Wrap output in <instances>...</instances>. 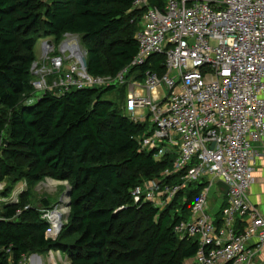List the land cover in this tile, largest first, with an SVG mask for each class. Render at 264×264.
I'll list each match as a JSON object with an SVG mask.
<instances>
[{
    "label": "trees",
    "instance_id": "16d2710c",
    "mask_svg": "<svg viewBox=\"0 0 264 264\" xmlns=\"http://www.w3.org/2000/svg\"><path fill=\"white\" fill-rule=\"evenodd\" d=\"M134 1L0 0V137L8 133L0 183L32 185L50 175L72 184L69 220L57 239L47 236L49 223L40 209L3 207L0 264H21L48 251H61L71 264H184L195 257L197 242L179 239L174 227L189 218L204 185L191 184L162 211L134 203L135 187L155 179L171 182L164 173L175 156L157 158L139 150L136 137L147 125L135 123L106 99L116 86L46 92L27 103L35 94L32 68L42 37L57 42L68 34L79 36L92 76L116 75L128 67L139 51L135 34L142 11L133 10ZM164 5L151 0L153 7ZM165 62V55L156 54L139 70L164 74ZM118 91L125 99L126 88ZM74 235L73 243L65 242Z\"/></svg>",
    "mask_w": 264,
    "mask_h": 264
},
{
    "label": "built area",
    "instance_id": "2783aa9c",
    "mask_svg": "<svg viewBox=\"0 0 264 264\" xmlns=\"http://www.w3.org/2000/svg\"><path fill=\"white\" fill-rule=\"evenodd\" d=\"M164 2L161 9L151 0L134 1L133 10L142 11L135 34L139 51L118 74L90 75L81 65L86 53L73 42L78 52L67 67L62 55L50 54L44 62L50 69L33 68L45 74L32 83L34 92L61 95L120 83L127 117L147 125L136 137L139 150L175 156L164 173L171 182L155 179L135 187L134 203L162 211L191 184H203L189 219L174 227L179 239L198 244L192 264H264V214L248 197L253 163L264 158V0ZM156 54L165 55V73L140 71ZM219 180L229 187L226 194ZM213 187L223 201L216 214L209 207ZM42 208L47 236H54L61 206Z\"/></svg>",
    "mask_w": 264,
    "mask_h": 264
},
{
    "label": "rangeland",
    "instance_id": "374dc122",
    "mask_svg": "<svg viewBox=\"0 0 264 264\" xmlns=\"http://www.w3.org/2000/svg\"><path fill=\"white\" fill-rule=\"evenodd\" d=\"M40 32H43V31L41 30ZM45 38H47V37H42V38L38 39L37 42H39L41 39H45ZM53 40H54V42H56V39L54 37H53ZM79 41H80L79 36H77V35L71 36L70 34H68V35H65L60 41H57L56 43H57V45H60L59 47L61 48V50L63 48H66V49L70 48L68 50L71 52L74 51L73 49H71V47L73 45H75L74 43H76L79 45L80 49L86 53L85 49L81 45V41L80 42ZM40 46H41V42H39V44H37L36 52L38 51V48ZM60 51H58L56 49V51L53 52V54H51V55H57V54L62 53ZM48 56H50V54ZM85 57L87 58V53L85 54ZM43 59H44V61H43ZM36 60H37V56H36ZM45 60L46 59L44 58V56L42 58L38 59L35 62V64L33 65V68L36 65H38L39 68L42 66H46V69H50L49 64H44V62H46ZM67 62L68 61L65 62L66 67L68 65ZM33 68H32V80L38 81L40 79V77H43L45 74L41 75L39 73H35ZM105 76H114V75H105ZM53 77H55V76H52L51 74L46 75V78H51L52 81L54 80ZM100 77H104V76H100ZM119 84L120 83H118V82L113 83L112 87L116 86L117 89H114L113 93L107 95L106 96L107 98L106 97L105 98L109 101H112L114 104H116L120 108V110H122V113L124 115L128 116L127 112L125 110H123L127 96L125 95V99H124L122 97V95L119 94L120 92L118 91V89L122 88V87H120L121 85H119ZM103 88H106V87H103ZM92 89H96V88H92ZM97 89H99V88H97ZM40 93L41 92H35V96L33 99L38 101V99L40 98ZM1 135L2 136L0 137V155L3 157V154H4L3 150H4L5 142L8 139L7 130H4ZM20 162H23V161L20 160ZM52 180L59 181V183L55 182L56 184H54V181H52ZM25 181L26 180H21V181L14 184V183H12V181L10 179H5L2 183H0V206H2V208L0 210V215H2V212L4 210L3 207L5 205H21V206L31 205L37 209H40V210L43 209L42 207H45L48 210H53V208L56 205H60L62 208V211H63L62 212V214H63L62 223L64 224V227H63V229H64L68 223V220H69L68 216H70V213L68 212V209H67L68 207L65 204L66 200H64V203H62V200L64 197H67V192L69 191V188L72 187V184L69 181L56 180V179L52 178V176H50V175L45 176L41 181H39L35 184H32V185L27 184ZM219 181H221V180H219ZM60 182H62V183H60ZM208 196H209V203H210L209 207L211 208L210 212L213 214H216L218 212L219 208L221 207V205L223 204V201L221 202L217 188L213 187L209 191ZM64 212H66V213H64ZM174 212H175V209H172L171 213L173 214ZM63 229L61 230V232L63 231ZM49 237L53 238V239H57L59 236L57 238H54L53 235L49 236ZM76 238H77V236L74 235L71 238L67 239L65 242L66 243H73ZM142 239H143V231H140L138 242H141ZM34 255L35 254L29 255L22 264H31L30 262L32 261V259H34V261L39 260V262H42V263H43V259H44V264H71V260H70L69 256L62 253L61 251L60 252L59 251H48V252H44V253H39V254H36L37 256L35 255L36 257L39 256V259L37 258L35 260L36 257H32L30 260V257L34 256ZM50 258H54L55 261L51 262L49 260ZM192 263L193 262L191 259L184 261V264H192Z\"/></svg>",
    "mask_w": 264,
    "mask_h": 264
},
{
    "label": "crops",
    "instance_id": "0c3cea01",
    "mask_svg": "<svg viewBox=\"0 0 264 264\" xmlns=\"http://www.w3.org/2000/svg\"><path fill=\"white\" fill-rule=\"evenodd\" d=\"M46 41H51L53 43V47L49 46L47 43H45ZM39 42H41V46L38 48L37 52H36V48H35L37 60L42 58L43 56H44V58H46L49 54H53V52H55L56 49L58 51L61 50V48L59 47L60 45L58 47H56V44L53 40V37H47L45 39H41ZM39 42H37V44H39ZM37 44H36V47H37ZM71 48L75 51V46H74V48L73 47H71ZM66 51H68L70 53L69 57H71L69 59L70 61L67 60L68 61L67 64L69 65L71 62L74 61L75 53H73L69 50H66ZM41 95H43V93H40V96ZM35 102H36V100H34L33 102H30V103H35ZM252 167H253V172L255 174V180H254L252 186L250 187L248 197H249L251 203L254 204L256 207H258L259 210L264 214V158L258 157L255 160V163H253ZM52 181H55V180H52ZM56 182L59 183V181H56ZM60 183H62V182H60ZM54 184H56V183L54 182ZM64 200H65V197H64ZM36 256L35 255L31 256L30 259L32 257H36ZM263 257H264V254H263ZM37 258L39 259V256L36 257V259ZM49 260L51 262L55 261L54 258H50ZM191 260L193 262L194 258H192ZM35 264H44V259H43V263L39 262V260H38V261H36Z\"/></svg>",
    "mask_w": 264,
    "mask_h": 264
},
{
    "label": "water",
    "instance_id": "95a60500",
    "mask_svg": "<svg viewBox=\"0 0 264 264\" xmlns=\"http://www.w3.org/2000/svg\"><path fill=\"white\" fill-rule=\"evenodd\" d=\"M45 43H47L49 46H52L53 47V43L51 41H47ZM62 54L64 55L65 59L70 56V53L68 51H66L65 49L62 50ZM81 63H82L81 64L82 65V68L87 71V58L85 57V55H83L81 57ZM217 185H218V187L220 188V190H221V192L223 194H226L228 192L229 187L225 183H223L222 181H219L217 183ZM71 188L72 187H70L69 188V191L67 192V197H68L69 200L66 203V206L68 207V212L69 213H70V207H71V201H70V191H71ZM63 227H64V224L63 223H61V224L58 225L57 230H56V232L54 234V238H57L59 236V234H60L61 230L63 229Z\"/></svg>",
    "mask_w": 264,
    "mask_h": 264
},
{
    "label": "bare ground",
    "instance_id": "6f19581e",
    "mask_svg": "<svg viewBox=\"0 0 264 264\" xmlns=\"http://www.w3.org/2000/svg\"><path fill=\"white\" fill-rule=\"evenodd\" d=\"M71 36H75V35H71ZM70 43V42H69ZM73 45V44H72ZM74 46H75V51L76 52H78V47H77V45H73L72 47L74 48ZM63 49H65V50H68V49H66V48H63ZM62 49V50H63ZM62 50H61V52H62ZM60 55H62L63 57H64V55L61 53ZM71 57H68V58H66L65 59V57H64V59H65V62L67 61V60H69ZM44 61V60H43ZM54 182H56V181H54ZM65 200H66V202H65V204L68 202V197H65ZM62 203H64V198H63V200H62ZM62 209V208H61ZM67 212V211H66ZM54 216V219H55V221H57V219H58V217H59V215L58 214H54L53 215ZM31 260V259H30ZM35 260H36V258H35ZM33 261V262H32ZM32 261L30 262L31 264H35L36 263V261H34V259H32Z\"/></svg>",
    "mask_w": 264,
    "mask_h": 264
}]
</instances>
